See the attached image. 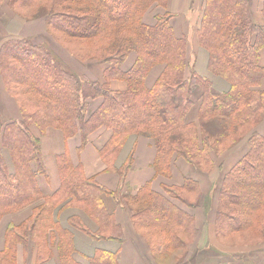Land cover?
Wrapping results in <instances>:
<instances>
[{
	"label": "trees",
	"instance_id": "trees-1",
	"mask_svg": "<svg viewBox=\"0 0 264 264\" xmlns=\"http://www.w3.org/2000/svg\"><path fill=\"white\" fill-rule=\"evenodd\" d=\"M161 2L9 0L13 11L18 8L28 17L44 16L49 35L66 51L79 60H100L106 68L103 82L92 81L66 68L50 46L21 37L1 40L0 77L22 116L18 121L0 122V217L34 202L40 194L36 177L45 171L40 136L48 126L59 128L65 137L78 133L82 145L95 129H111L104 158L109 154L115 158L131 135L144 134L154 140L159 165L170 164L175 154L202 171L212 168L211 153L218 154L247 137L246 153L221 180L214 233L221 243L229 241L231 234L251 233L252 239L235 245L246 249L264 242V137L254 130L264 120V91L256 88L263 75L258 56L264 45V26L252 21L249 0H204L196 37L208 54L209 75L230 84L228 91L220 93L209 76L195 71L186 76L187 40L174 34L171 14L158 13L152 25L145 23L148 8ZM62 36L98 46L86 54L76 53ZM131 52L135 60L123 71L120 66ZM156 65L162 71L147 87L145 78ZM111 79L123 80L127 88L111 90ZM196 88L201 90L198 124L187 123L185 115ZM6 151L12 156L10 162L4 158ZM58 164L60 187L28 219L8 227L0 264H15L16 244L28 240L33 241L35 264L49 260L54 252L59 264H81L74 257V228L95 241L121 240L122 233L101 200L103 194L112 192L85 179L65 156L58 158ZM165 190L186 206L198 203V184L191 178ZM146 195L147 204L131 208L135 227L148 243L169 240L175 248L185 247L187 239L180 236L193 233L191 216L155 194ZM67 207L83 210L95 228L90 229L77 214L68 218L67 227L59 224L55 216ZM117 251L96 246L86 264H117Z\"/></svg>",
	"mask_w": 264,
	"mask_h": 264
},
{
	"label": "crops",
	"instance_id": "crops-1",
	"mask_svg": "<svg viewBox=\"0 0 264 264\" xmlns=\"http://www.w3.org/2000/svg\"><path fill=\"white\" fill-rule=\"evenodd\" d=\"M204 0H162L161 3L151 6L155 11L147 10L144 15L146 24L155 22V15L158 13H169L170 25L177 37H184L187 40V54L189 66L186 76L191 71L201 76H209L214 83V88L220 92L228 91L230 84L221 77L209 75L207 69V52L199 47L196 37V26L200 18ZM264 1L249 0V12L252 21L264 26ZM15 33L23 38L32 37L35 44H45L52 47L54 53L63 62L66 68L72 70L79 76H85L92 81L103 82V72L106 63L86 58L79 60L73 54L66 51L61 45L48 41L50 36L45 18L21 19L16 17L9 0H0V40L5 35ZM51 37V36H50ZM49 37V38H50ZM52 38V37H51ZM54 46V47H53ZM258 64L263 75L257 89L264 91V45L259 51ZM135 60V53L128 54L122 65L123 71L128 70ZM162 66L156 65L148 72L145 78V85L151 87L160 72ZM109 88L114 91H124L127 84L120 79H111ZM192 105L185 115L187 123L198 124V108L201 102V90L194 89L191 94ZM20 109L12 95L4 87L0 77V120L12 121L21 119ZM256 132L264 137V120L255 128ZM32 132L39 134L38 130L32 127ZM112 131L106 127H99L91 132L82 145L78 133L71 137H65L63 132L55 127L48 126L41 133L40 147L44 163V173L37 175L36 180L40 194L34 202L16 211H8L0 217V252L6 246V232L10 225H18L28 219L37 205L43 203L44 199L57 191L61 185L58 158L65 156L72 167H79L85 179H89L98 186L112 192L101 196L102 204L106 211L112 215L114 224L120 229L122 238L120 241L101 240L95 241L90 236L73 231L75 254L81 264H86V257L90 256L96 246L103 249L117 250V264H264L255 262L243 256L247 253H234L227 255L223 245L219 242L214 233V220L216 215L217 198L220 183L223 175L232 168L236 162L247 151V137L242 138L234 145H231L220 153H211L212 168L209 171H202L192 166L185 158L172 155L170 164L159 165L157 163V149L154 140L147 135H131L118 150L116 157L109 154L104 158L105 145L109 142ZM128 165V168H127ZM123 170V174H120ZM186 178L195 180L198 184V203L195 207L186 206L184 203L170 197L165 190L166 186H182ZM148 190V191H147ZM155 194L158 200H166L176 205L183 212L192 218L193 233L180 236L187 239L185 247L175 248L174 245L164 241L161 244L148 243L135 227L131 208L136 205L147 204L149 197L146 194ZM70 211L63 215V211ZM61 209L55 216V220L67 227L66 221L75 214L82 216L83 221L90 229H94V221L77 207ZM82 235L85 241L80 239ZM90 239V240H89ZM92 243V246H91ZM33 241L16 244L15 264H35ZM212 250L210 253L205 250ZM236 252V251H233ZM41 264H59L57 253Z\"/></svg>",
	"mask_w": 264,
	"mask_h": 264
},
{
	"label": "rangeland",
	"instance_id": "rangeland-1",
	"mask_svg": "<svg viewBox=\"0 0 264 264\" xmlns=\"http://www.w3.org/2000/svg\"><path fill=\"white\" fill-rule=\"evenodd\" d=\"M148 10H149V8H148ZM150 11H155V10L150 7ZM29 13H33V12L30 10ZM14 14H15L16 17H20L21 19L33 18V16H34L33 15V16H29L28 17L25 13H23V9H18V8L17 9H14ZM39 18H45V17L44 16H40ZM5 33H6V31L4 30L3 31V34L5 35ZM55 35L57 37L60 34H56L55 33ZM6 37L7 38H10V37H21V36H20V34L15 33L14 35L7 34V35H5L4 38H6ZM49 37H48V41H51L52 42V38L51 37L49 38ZM21 38H23V37H21ZM26 39H28V38H26ZM29 40L32 42V37H30ZM62 40L65 41V43L68 44L70 47H72L75 50L76 53H80L81 52L80 54H83V53L86 54L87 51H89L90 49H96L97 46H98L97 43L95 45L92 42L89 43L87 41L86 42H83V41H80V40L77 41L75 39H72V40L66 39V38L64 39L63 36H62ZM0 42H1V40H0ZM0 122H2V121L0 120ZM4 158L6 160H9V162H10L11 159H12V156H11V154L8 151H6L4 153ZM8 167H9V169H12L13 168L11 163L8 164ZM252 238H253V235L251 233H246V232L236 233L234 235L231 234L228 237V240L229 241H225V242H223L221 244L224 246L223 247L224 250H232V249L240 248V250H242L241 252L247 253V254H245L243 256H246L250 260L252 258V261L253 260L255 262H261L262 261L264 263V242H261L258 247H256V248H250V249H246V247L244 245L243 246H235V245H238V244H243L244 243L243 241H245L246 239H252ZM226 243L229 244V245L233 244V246H228V245L225 246ZM91 246H92V243H91ZM211 251L212 250H210V249L205 250V252H207V253H210ZM226 254L227 255H230L228 253H226Z\"/></svg>",
	"mask_w": 264,
	"mask_h": 264
},
{
	"label": "bare ground",
	"instance_id": "bare-ground-1",
	"mask_svg": "<svg viewBox=\"0 0 264 264\" xmlns=\"http://www.w3.org/2000/svg\"><path fill=\"white\" fill-rule=\"evenodd\" d=\"M69 211H70L69 209H65V210L63 211V215L67 214ZM79 236H80V239H81L82 241H85V239H84V237H83L82 235H79Z\"/></svg>",
	"mask_w": 264,
	"mask_h": 264
}]
</instances>
